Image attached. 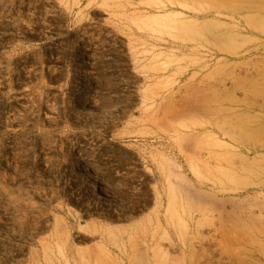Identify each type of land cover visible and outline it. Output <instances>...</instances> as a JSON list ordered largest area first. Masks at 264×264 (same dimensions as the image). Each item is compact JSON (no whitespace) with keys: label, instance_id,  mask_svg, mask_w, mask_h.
I'll return each mask as SVG.
<instances>
[{"label":"rangeland","instance_id":"rangeland-1","mask_svg":"<svg viewBox=\"0 0 264 264\" xmlns=\"http://www.w3.org/2000/svg\"><path fill=\"white\" fill-rule=\"evenodd\" d=\"M0 264H264V0H0Z\"/></svg>","mask_w":264,"mask_h":264},{"label":"crops","instance_id":"crops-1","mask_svg":"<svg viewBox=\"0 0 264 264\" xmlns=\"http://www.w3.org/2000/svg\"><path fill=\"white\" fill-rule=\"evenodd\" d=\"M25 38L24 41L32 43L28 45V56L20 57L17 62L18 70L15 71V73L18 72L15 75L17 81L22 84L20 88L28 91L25 93L24 97L42 99V94L40 92L45 91L44 95L50 96L47 97L49 102L46 101V104H53L55 99L58 104L62 105V90L64 83L67 82L66 75L68 71V58L64 56L63 53L64 50L68 52L69 49L55 42H62L63 36L57 35L53 37L51 33H46L38 38ZM58 52H60V54H58ZM43 81L46 82L45 85L42 84ZM58 89L62 91L60 97H53L54 95L59 96L56 92ZM40 104L43 103L41 102Z\"/></svg>","mask_w":264,"mask_h":264},{"label":"bare ground","instance_id":"bare-ground-1","mask_svg":"<svg viewBox=\"0 0 264 264\" xmlns=\"http://www.w3.org/2000/svg\"><path fill=\"white\" fill-rule=\"evenodd\" d=\"M92 170L97 172V173H101V172L104 171V169L102 167H100V166H93Z\"/></svg>","mask_w":264,"mask_h":264}]
</instances>
